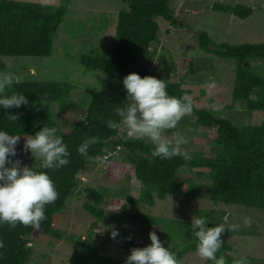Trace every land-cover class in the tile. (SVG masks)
<instances>
[{"label":"trees","instance_id":"16d2710c","mask_svg":"<svg viewBox=\"0 0 264 264\" xmlns=\"http://www.w3.org/2000/svg\"><path fill=\"white\" fill-rule=\"evenodd\" d=\"M121 2L127 5V10L117 15L111 43L103 47L101 52L91 50L76 58V62L85 71L105 74L107 83L98 91L83 89L74 109V121L69 128H64L57 120L54 105H59V110L63 111L64 106L71 104L70 96L75 87L70 83L15 81L7 94L22 93L27 98L28 105L7 110L0 107V131L21 137L16 149L23 148L24 140L43 126H48L58 128V135L62 137L70 153L68 165L59 169H47L42 165L29 166L36 172L49 175L58 192V199L54 204L45 206L46 219L38 230L21 225L10 228L0 224V241L4 245L0 248V264H27L31 258L28 245L31 240L40 236L61 240L62 233L54 227L55 218L63 212L67 200L78 193L79 189L92 197L95 205L103 202L104 194L83 187L78 180V176L89 166L98 164L77 153L78 146L89 137L100 138V143L89 149L90 157H103L110 153L107 163H117L125 177L133 179L138 185L134 195L126 197L125 203L113 210L114 219L151 226L152 232L156 233L163 244H171V240L179 237V233L186 234L182 241L185 242L187 237L193 235L191 222L131 214L127 212V204H145L150 207L154 204V198L162 201L170 195L186 197L189 194L190 180L202 178L205 171L210 181V200L214 205L245 206L264 211V123L238 127L213 110L196 108L192 102L195 124L199 128L214 129L209 142L217 147V154L204 156L199 152L188 151L190 160H184L181 156L172 159L154 158L151 155V143L134 138L124 141L121 136L126 135V129L121 127L119 130H111L107 127L108 120L119 122L115 110L123 107L126 91L122 81L128 74L136 73L141 78L151 76L158 79V69L154 66V57L157 54L155 45L159 43L157 19H162L173 27L178 26L174 11L170 7L171 0ZM65 4L54 6L47 3L0 0V57H50L53 40L68 10V5ZM211 10L233 15L240 20L252 14L250 7L242 5L215 3ZM196 41L203 53L235 62L231 94L233 102L244 101L247 110L264 114V76L251 67L253 61H264V42L217 44L204 32L198 35ZM169 70H173L172 62ZM165 83L170 96L179 98L190 95V91L183 88L180 82ZM255 90L256 98L252 99L251 95ZM208 102L211 103L210 99ZM10 115H16L18 119L12 122L8 118ZM182 121L183 119L180 123ZM116 151L122 153V158L113 156ZM181 168L188 169L190 173L179 176ZM114 201L118 202L119 199L110 200L109 203L113 204ZM85 208L101 219V209L87 204ZM220 223H224L223 218L209 220L207 226L214 227ZM96 227L97 223H93L92 228ZM231 234L239 232L226 230L222 235L224 245L217 253L218 258L224 256L227 264H234L239 259L230 256L234 249L225 243V236ZM67 240L72 245L69 264H125L130 250L141 248L138 240H129L124 244L123 259L117 260L100 255L85 240L71 236ZM196 245V238L184 246L178 245L177 259L180 261L187 253L195 252ZM244 259L246 264H255L253 258ZM204 264L212 262L204 261Z\"/></svg>","mask_w":264,"mask_h":264},{"label":"rangeland","instance_id":"374dc122","mask_svg":"<svg viewBox=\"0 0 264 264\" xmlns=\"http://www.w3.org/2000/svg\"><path fill=\"white\" fill-rule=\"evenodd\" d=\"M19 1L54 6L65 3L68 5L64 20L53 40L50 57H0V72L14 73L18 77L17 81L66 82L74 85L75 89L70 96L71 104L64 106L63 111L59 110V105H54L57 120L64 128H69L74 121V109L83 89L98 91L107 83L105 74L85 71L76 62V58L91 50L101 52L103 47L111 43L117 15L126 11L127 5L121 0ZM215 3L250 7L252 14L240 20L230 14L212 11ZM170 7L174 11L178 26L173 27L162 19H157L159 43L155 45L157 54L154 57V66L158 69V79L167 83L180 82L183 88L190 91L189 97L196 108L213 110L235 126L264 123L263 113L247 110L244 101L232 100L235 62L203 53L196 41L198 35L204 32L217 44L264 42V0H171ZM171 62L173 70H169ZM251 67L264 76V61H253ZM213 83L216 86L210 87ZM256 93L257 90L252 93V99L256 98ZM209 99L211 103L208 102ZM195 121L193 114L186 116L174 130L187 136L188 143L182 145V149L199 152L204 156L217 154V147L209 142L214 129L199 128ZM166 135L171 138L172 132ZM16 152L17 155L10 159L20 160L21 167L43 165L40 158L32 157L30 152L24 151V146L20 150L16 149ZM113 156L122 158V153L116 151ZM188 173V169L181 168L178 175L184 176ZM78 180L83 187L104 194L103 202L95 205L92 197L79 189L78 193L67 200L63 212L55 218L54 227L62 233L61 240L44 236L31 240L28 245L31 258L27 264H69L72 245L67 238L70 236L87 241L100 255L117 260L123 259L124 244L129 240H138L141 249L150 246L148 234L152 232L151 226L116 221L113 217V210L125 203L126 197L133 196L138 189L137 183L133 179H127L117 163L106 162L104 165L89 166L78 176ZM188 193L186 197L170 195L162 201L154 198V204L150 207L145 204H127V212L183 222H191L192 217H203L207 221L222 218L224 220L227 217V225H238V229L247 232L239 237L225 236V243L234 249V255L230 256L239 259L250 257L255 260V264L264 262V211L245 206L214 205L210 200V181L206 171L202 178L190 180ZM115 199L119 201L109 203ZM86 204L101 209V219L88 212ZM246 217L253 220L250 227L244 225ZM93 223H97L96 228H92ZM255 223H258V226H254ZM113 228L118 230L114 239L110 238ZM256 232L257 235H254ZM178 235L179 237L171 240V244L162 243L174 253L177 252L178 245L184 246L191 239H195L194 235H190L182 242L186 234ZM128 237L130 239H127ZM204 261L195 251L184 255L180 264H204Z\"/></svg>","mask_w":264,"mask_h":264},{"label":"clouds","instance_id":"9594fccd","mask_svg":"<svg viewBox=\"0 0 264 264\" xmlns=\"http://www.w3.org/2000/svg\"><path fill=\"white\" fill-rule=\"evenodd\" d=\"M18 77L12 72H0V107L4 109L20 108L28 105L27 98L20 92L7 94ZM126 91L123 107L116 108L119 122L108 120L107 127L119 130L122 126L126 135L121 139L129 138L148 140L153 145L152 157L172 159L176 156L190 160L191 155L182 149L188 143L186 134L173 131L180 121L192 114V100L188 95L179 98L170 96L166 91L165 80L151 76L141 78L136 73L128 74L122 81ZM215 83L210 87H215ZM15 122L16 115L8 116ZM58 128L43 126L33 136L24 140V151L30 152L32 157L43 161L47 169H59L67 166L70 155L67 145L58 135ZM172 132L171 138L166 133ZM21 140L19 135H10L0 131V224L15 228L17 225L39 229L46 219L45 206L54 204L58 199L54 182L45 172H36L27 166L21 167L20 160L10 157L17 155L16 146ZM100 143L99 137L86 138L77 148V153L99 165H104L110 153L103 157L89 156V149ZM107 152V149L104 150ZM224 223L208 227V221L203 217H192L191 231L197 240L196 254L212 264H227L224 256L217 257V253L224 245L222 235L227 230L236 231L238 225ZM251 218L244 219L246 227L251 226ZM227 225V227H226ZM118 230L113 228L110 238H115ZM148 238L150 246L133 248L126 258L125 264H180L177 255L165 247L155 232H150ZM127 239H130L128 237ZM3 241H0L2 248ZM234 255V253H230ZM234 264H246L245 259H237Z\"/></svg>","mask_w":264,"mask_h":264},{"label":"crops","instance_id":"0c3cea01","mask_svg":"<svg viewBox=\"0 0 264 264\" xmlns=\"http://www.w3.org/2000/svg\"><path fill=\"white\" fill-rule=\"evenodd\" d=\"M261 211H262V210H261ZM223 216H224V215H223ZM252 221H253V220H252ZM254 226H258V223H257V224L255 223ZM260 230H262V229H260ZM236 231H238L239 234H233V235L231 234V235H229V236H236V237L238 236V237H239V236H241V235H245V234H247V232H243V229H241V230L238 229V230H236ZM249 232L251 233V230H250ZM257 233H258V232H256L254 235H257ZM262 233L264 234V230H262ZM254 235H252V237H254ZM255 237H256V236H255ZM260 237H262L261 232H260Z\"/></svg>","mask_w":264,"mask_h":264}]
</instances>
